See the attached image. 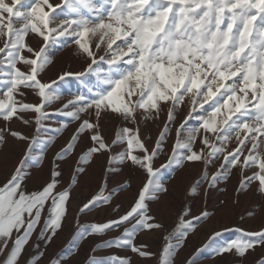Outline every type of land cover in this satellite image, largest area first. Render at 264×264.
Returning a JSON list of instances; mask_svg holds the SVG:
<instances>
[{"label":"snow or ice","instance_id":"6c2138e0","mask_svg":"<svg viewBox=\"0 0 264 264\" xmlns=\"http://www.w3.org/2000/svg\"><path fill=\"white\" fill-rule=\"evenodd\" d=\"M53 49H70L80 68L45 79L56 63ZM73 79L83 90L65 97L60 83ZM0 121V145L11 138L24 146L0 181V264H75L79 241L93 242L82 264H133L117 254L121 248L176 264L189 234L211 214L183 205L167 225L151 207L171 195L163 170L199 169L186 196L205 184L207 196L233 174L237 193L254 187L264 196V0H0ZM13 121L23 128L13 129ZM71 124L43 179L29 187L28 162L42 165L53 134ZM100 157L93 190L73 213L67 252L49 255L69 220L74 188ZM65 158L75 164L68 179ZM116 166L128 176L109 187ZM94 209L105 217L83 221ZM233 232L239 235L224 239ZM141 233L159 234L160 248L139 241ZM257 248L252 264H264V224L222 226L183 264H198L208 249L213 257L246 258Z\"/></svg>","mask_w":264,"mask_h":264},{"label":"rangeland","instance_id":"374dc122","mask_svg":"<svg viewBox=\"0 0 264 264\" xmlns=\"http://www.w3.org/2000/svg\"><path fill=\"white\" fill-rule=\"evenodd\" d=\"M53 2H59V0H53ZM53 52H56V49H53ZM69 66L76 70L80 68V61L73 57L71 50L64 49L56 52V63L48 69L45 74V79L49 77L54 78L55 74L61 68H67ZM60 90L63 95L67 97L70 93L83 89L81 88L80 82L73 79L71 81L61 82ZM33 99L34 97H29V100ZM55 106L58 105H54V107ZM52 119L54 121H64L67 118L63 116H54ZM102 125L105 130L110 127L105 121H102ZM4 126L5 123L0 121V127ZM11 127L13 129L23 128V125L19 121H13ZM74 127L75 125L71 124L69 128L60 135L53 134L55 137L54 143L52 147L47 150L42 165H37L35 158L28 162L26 170L29 171L33 177V179L29 181V187L41 182L43 173L47 172L49 162L52 160L54 153L65 143ZM153 135H155V131H153ZM23 147L22 144L11 138H8L7 143L0 145V181H3L5 176L14 168L21 157ZM77 151H79V148ZM65 159L67 162L61 161L60 167L63 170L64 178L68 179L70 168H74L75 164L73 160L68 158ZM163 160L164 155L162 154L157 160V164ZM103 162L104 157L98 158L96 162L92 164V168L89 169V176L80 177L79 186L75 187L73 191L74 199L70 204L69 220L66 222L64 231L59 234L52 246L48 249L49 255L53 252L59 254L67 252L68 249L66 246L71 240L72 228L75 223L72 219L73 213L75 212L78 201L86 198L89 196L90 192H92L93 189L89 187L91 173L93 171H98L99 165ZM41 169H43V172ZM173 171V169H165L161 173L162 180L169 188L171 195L164 197L163 202L160 204L153 203L151 205L153 212L164 218L167 225L171 226L175 219L176 212L179 210L178 204L184 198L182 206L187 205L194 214H198L203 208H206L211 214L209 219L197 225V230L194 233L189 234L186 246L179 251V255L176 257V264H183V261L189 254L200 247L205 242L207 235H210L214 229L219 230L222 226H238L246 230H258L260 226L264 224V196L256 192L254 187L246 192L237 193L235 189L238 185L237 176L235 174H233L229 181H221L216 188L209 189L207 196L204 194V188L207 187L206 184L201 186L199 194L195 196H186L185 190L189 184L198 178L199 169L190 168L183 172H176L175 176H173ZM127 176V168L121 170V166L114 167L111 174L112 183H110L109 187L115 186L116 181H122V179ZM136 183H138V180L135 175H133V185L135 186ZM130 196L131 191L122 195L121 199L125 206ZM191 201L194 202V206H190ZM105 215L106 213L101 211L98 216L97 211L94 209L88 216L83 218V221L92 222L96 219H103ZM109 235H112V233ZM237 235H239V233H225L224 239H232ZM138 240L148 242L153 251H155L157 246L163 243L162 238L157 233L138 234ZM78 243L82 245L79 254L74 255L71 259L75 264H82L85 257L90 254V246H92L93 242L79 241ZM260 252L261 249L257 248L255 253L248 255L246 258L228 255L224 257H213L211 249H208L199 255L198 264H252L253 260L258 257ZM117 254L131 256L133 264H149L150 260V258L145 259L137 257L136 254L132 253L128 248L118 249Z\"/></svg>","mask_w":264,"mask_h":264},{"label":"bare ground","instance_id":"6f19581e","mask_svg":"<svg viewBox=\"0 0 264 264\" xmlns=\"http://www.w3.org/2000/svg\"><path fill=\"white\" fill-rule=\"evenodd\" d=\"M237 198V197H236ZM182 201H184V198L179 202L178 204V209L182 206ZM190 206H194V202L191 201ZM193 209V208H192ZM161 244L156 247L155 251H157L160 248ZM148 261V260H147ZM149 264H155V260L153 258H150Z\"/></svg>","mask_w":264,"mask_h":264}]
</instances>
